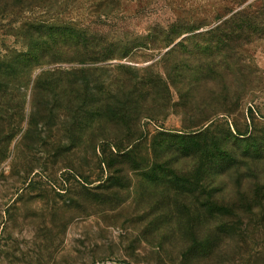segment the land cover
<instances>
[{
  "label": "rangeland",
  "instance_id": "obj_1",
  "mask_svg": "<svg viewBox=\"0 0 264 264\" xmlns=\"http://www.w3.org/2000/svg\"><path fill=\"white\" fill-rule=\"evenodd\" d=\"M0 264H264V0H0Z\"/></svg>",
  "mask_w": 264,
  "mask_h": 264
},
{
  "label": "trees",
  "instance_id": "obj_2",
  "mask_svg": "<svg viewBox=\"0 0 264 264\" xmlns=\"http://www.w3.org/2000/svg\"><path fill=\"white\" fill-rule=\"evenodd\" d=\"M184 28L182 30V33H179L177 36H175V38H171V39H168L167 41L172 43V39L173 41L176 40L177 38L181 37L185 31H188L189 32L194 29V28ZM55 36H59L60 38L64 39V41H70V39H76L77 41L79 40L82 41L84 39V36H82L80 33H78L76 36H73L69 31L67 30H63V31H60L58 34H55ZM167 42V43H168ZM166 43V42H165ZM128 55V52H125L123 54H112V55H109V56H106L104 59H119V58H124Z\"/></svg>",
  "mask_w": 264,
  "mask_h": 264
}]
</instances>
